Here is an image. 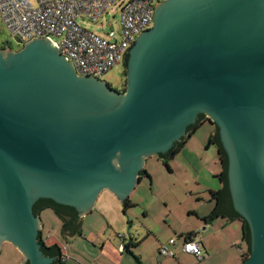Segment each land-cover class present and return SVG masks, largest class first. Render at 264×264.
Masks as SVG:
<instances>
[{
  "label": "water",
  "instance_id": "1",
  "mask_svg": "<svg viewBox=\"0 0 264 264\" xmlns=\"http://www.w3.org/2000/svg\"><path fill=\"white\" fill-rule=\"evenodd\" d=\"M127 53L117 91L79 74L50 39L0 48V248L11 243L23 264H52L38 199L74 207L80 221L102 190L127 200L146 159L204 114L250 231L241 264H264V0L157 2Z\"/></svg>",
  "mask_w": 264,
  "mask_h": 264
},
{
  "label": "rangeland",
  "instance_id": "2",
  "mask_svg": "<svg viewBox=\"0 0 264 264\" xmlns=\"http://www.w3.org/2000/svg\"><path fill=\"white\" fill-rule=\"evenodd\" d=\"M119 17L120 9L118 3H116L103 12L96 21L84 16L77 17L76 21L82 27L100 36L106 37L107 39L119 40L121 38ZM110 32H113L112 36ZM3 43L17 48V43L0 21V45ZM122 60L100 77L114 88H121L125 80V67ZM213 131V126L209 122H205L188 138L183 148L173 158L165 160L159 159L157 156L148 157L145 161L144 169L149 173L150 179L146 175H142L132 195L133 199L139 200L140 202L130 208L129 211L127 210V213H122L121 206L123 205L119 201V209H121L119 213L122 215L121 221H115L113 219V213H110V211H107V215L102 218L98 212L104 206L101 202L102 199H99L94 206L96 211L85 215L83 219L84 226L82 234L72 239L61 234L62 222L58 215L50 209L43 210L41 213V222L44 223L43 234L45 237L48 234L50 235L47 238V243L50 245L54 242L60 244L64 254H66V251L73 252V254H77L87 264H136L133 256L125 251L121 256L117 253L114 258H105L104 256L106 255L99 252L100 244L96 243L94 246L91 243L95 239L100 240L101 238H106L113 243L114 248L117 250L119 237L115 233H119L120 235L126 234L127 238V235L133 230L136 236L141 238L142 236L144 237L147 231L146 229L150 227L152 230L161 233V244H166L168 235H174L173 230L167 229V220L162 217L165 215L168 207L173 209V214L168 220L172 227L176 231L177 229H185L188 223H185L180 218L184 211L187 209L205 211L210 208L213 202L209 201L210 195L208 189L209 187L216 188L221 186V183L217 181V175L220 173L221 166L217 160L216 145H207L209 135ZM214 171H218L216 176ZM149 204V215L144 217L140 212V207L143 205L146 207ZM132 212H138L139 214L133 218ZM95 217L97 219L94 221L93 219ZM224 222H227L228 226L223 231L224 235L221 243L223 251L221 252V256L216 257L210 254L211 259L204 260L206 264H223V262L224 264H238L241 261V254L238 249H245L246 245L241 239L240 225L238 221ZM122 228H124L122 230L124 231L123 233L119 232ZM165 232L168 234L165 235ZM180 243V240H178L176 247H180ZM150 246L151 244L148 242V239L145 238L138 248L134 247L131 250L136 255H143V251L149 249ZM174 253L175 257L158 256L157 254L158 262L156 264H169L170 260L174 264L190 261L191 257L189 255L177 254L176 250H174ZM21 260L22 257L20 254L12 246L10 247L8 243H4L0 264H22ZM78 263V260L76 261L73 257H70L67 263L64 264Z\"/></svg>",
  "mask_w": 264,
  "mask_h": 264
},
{
  "label": "built area",
  "instance_id": "3",
  "mask_svg": "<svg viewBox=\"0 0 264 264\" xmlns=\"http://www.w3.org/2000/svg\"><path fill=\"white\" fill-rule=\"evenodd\" d=\"M163 0H0V21L17 44L47 38L82 75L101 77L124 58L136 36L152 26L153 9ZM120 9L119 40L82 27L76 18L96 21L112 5ZM113 35V32H110ZM197 238H186L182 250L202 259ZM162 255L174 256L166 245Z\"/></svg>",
  "mask_w": 264,
  "mask_h": 264
},
{
  "label": "crops",
  "instance_id": "4",
  "mask_svg": "<svg viewBox=\"0 0 264 264\" xmlns=\"http://www.w3.org/2000/svg\"><path fill=\"white\" fill-rule=\"evenodd\" d=\"M217 160H218V158H217ZM214 172H215V176H216L218 174V171H214ZM217 181H218V183L220 182L218 179H217ZM220 187L221 186L216 187V188L209 187L208 190H209V192L211 190L215 191V190H218ZM133 190L129 193V196L127 198L130 201V203L132 204V206L130 208H132L133 206L137 205L138 202H140L139 200L133 199V197H132ZM209 195H210V193H209ZM99 199L100 200L102 199L101 202L103 203L104 208L101 211H99L98 214H100V216L102 218H104V216L107 215L106 212L110 211V213H113V219L115 221H119V220L121 221L122 215L119 213V210H121V209H119V207H120L119 201H121V200L119 198H117V196L112 194V192H110L106 189L102 190L99 193V195L97 196L96 203L98 202ZM209 201H212L214 203L213 199H210V197H209ZM164 202L166 203V201H164ZM212 206H213V204H212ZM212 206L205 211L204 210L200 211L199 209H193V210L187 209L186 211H184V213H183L184 215L182 214V216H180V215L179 216H180V218H182L183 221H185V223H188V226L185 227V229H177V231L174 227H172V225L168 221L169 218L173 214V209L171 207H168V209L165 211V215L162 217L167 220V223H168L167 229L173 230L174 235L173 236L168 235V239H167L166 244H161V241H160L162 238L161 233L152 230L150 227H148V229H146L147 231H146L144 237L142 236L141 238H138V236H136V233L133 232V230L130 233V238L123 237V234L120 235L119 233H115L116 236L119 237V239H118L119 243H117V246H118L117 250L114 248L113 243L110 242V240L106 239V238H103V239L101 238L100 240L95 239V241H92L91 243L94 246L96 243L100 244L99 252H101L103 255H106V256H104L105 258L111 259V258H114V256L117 255V253H119V255L121 256V254H123V252H124L122 250V246L125 245L126 243H128L130 240H131V243L137 244L138 242H140L139 244H137L135 246V248H138L141 245V243L145 240V238H147L148 242L151 244L149 249L143 251V253H142L143 255H136L134 253L139 258L141 264H154V262L156 264L158 262L157 261V254H158V256L162 255L159 253V247L161 245H166L169 250H172V249L176 250L177 254L178 253L183 254V255L186 254L185 256L189 255L191 257L189 262H187V263L178 262L177 264H206V261H204V260L211 259L210 254H211V256H216V257L221 256V252L223 251V247H221V243H222L223 235H224L223 231L228 226L227 222H224V221H230L226 218L219 217V218H216L215 220H213L211 222H205L202 218L211 210ZM112 208L113 209L115 208V209L113 210ZM130 208L128 209V211L130 210ZM149 208H150V204L147 205L146 207L144 205L142 207H140V209H141L140 212H141V214H143L144 217L149 215ZM94 211H96L95 207L90 212V214L93 213ZM126 211L123 212V210H122V213L125 214V213H127ZM41 213H42V211L40 212V217H41ZM131 214H133L132 216L134 218V217L138 216L139 213L138 212H132ZM84 218H85V216L81 217L80 234L79 233L65 234L62 225H61V228H62L61 234L65 237L66 236L71 237L72 239L74 237H79L83 231V226H84L83 219ZM96 219L97 218L95 217L93 220L95 221ZM218 222H220V223L217 224ZM42 224L44 227V223H42ZM108 225H109V222H108ZM203 227H204V229H202ZM117 229H119V228H117ZM122 230H124V228L120 229L119 232L123 233L124 231H122ZM42 231H43V228H42ZM167 234L168 233L165 232V235H167ZM188 234H191V236H190L191 238L198 237L197 241L200 245L201 253L203 254L202 259L199 260V259H197V257L195 255L182 250V245H183V243L187 237L186 235H188ZM194 234H197V236L196 237L193 236ZM49 237H50L49 234L46 237L44 236L45 243L47 245H50L47 243V238H49ZM178 240H180V242H181L180 247H176ZM4 243H8L10 245V247L12 246L20 254V252L11 243H9V242H4ZM4 243L2 244V246L0 248V258H1V254L3 252ZM53 244H57L61 248L60 244H58L56 242H54ZM174 250H172V251L174 252ZM238 251L242 256L245 252V249L239 248ZM61 254H62V260H61L62 262L60 264L67 263L68 258H70V257H73L76 261L78 260V262H79L78 264H87L85 261L80 259L81 257H79L77 254H73V252L66 251V254H64V252L61 249ZM20 256L22 257L21 254H20ZM163 256H168V255H163ZM170 257H175V253H174V256H170ZM169 262H170L169 264H174V263H172V260H170ZM21 263L23 264L22 260H21ZM223 264H224V262H223ZM238 264H241V261L238 262Z\"/></svg>",
  "mask_w": 264,
  "mask_h": 264
},
{
  "label": "trees",
  "instance_id": "5",
  "mask_svg": "<svg viewBox=\"0 0 264 264\" xmlns=\"http://www.w3.org/2000/svg\"><path fill=\"white\" fill-rule=\"evenodd\" d=\"M3 43L0 45V48H5L8 47L10 49H15L18 50L22 47V44H17V48H14L10 44H5ZM128 53L125 54L123 64L126 69V60H127ZM126 73V71L124 72ZM125 88V80L124 83L122 84L121 91H124ZM205 121H209L207 118H205L204 114H200L199 119L194 123L188 126V136L182 138L180 141L176 142L172 148L169 149V151L165 155H160L159 157L165 160H169L173 158L176 154L179 153V151L183 148L185 143L187 142L188 138L197 131V129L205 123ZM214 125V124H213ZM209 144H215L217 148V156H218V161L221 166L220 173L217 175L221 187L218 190L215 191H210V199H213L214 203L211 208V210L202 218L205 222H211L215 220L216 218H226L230 221H238L240 228H241V239L245 242V252L241 256V263L248 257L250 253V231L248 228V224L246 220L238 214L232 204V199L230 195V191L228 188V180H227V168H228V159L226 152L220 142L219 139V134H218V129L215 127L214 133L209 136L208 142ZM146 175L147 177L150 178L149 173L143 169L140 173V176ZM140 178V177H139ZM122 210L125 212L128 210L132 204L130 201L124 200L122 202ZM33 212L40 213L41 211L45 209H50L52 210L58 217L60 218L62 222V227L66 229H70L71 233H79L80 234V226L81 222L79 220V214L78 212L74 209L72 206L68 205H62L54 202L51 199L47 198H40L38 199L33 207ZM186 238H189L191 234L186 235ZM191 238V237H190ZM39 242L41 244V249L43 251L44 255L48 256H54L55 261L52 264L56 263H61L62 261V254H61V248L57 244H52V245H47L45 243L43 231L41 230V237L39 239ZM138 242L137 244H139ZM136 243H131V240L123 245L122 250L131 254L136 262V264H141L139 258L131 251V248L135 247L137 245Z\"/></svg>",
  "mask_w": 264,
  "mask_h": 264
},
{
  "label": "flooded vegetation",
  "instance_id": "6",
  "mask_svg": "<svg viewBox=\"0 0 264 264\" xmlns=\"http://www.w3.org/2000/svg\"><path fill=\"white\" fill-rule=\"evenodd\" d=\"M4 45H5V44H4ZM5 48H8V47L5 46ZM9 49H10V48H9ZM13 50H15V49H13ZM122 62H123V60H122ZM98 78H100V77H98ZM100 79H101V78H100ZM108 84H109V83H108ZM109 86H110L111 88L117 90V91H121V88H114L111 84H109ZM199 116H200V114H199ZM199 116H198L197 120L199 119ZM204 116H205V115H204ZM205 118L208 119V117H206V116H205ZM197 120H196V121H197ZM208 120H209V119H208ZM205 122H209V123L213 126V129L215 130V127H216V126L213 125L214 123H212L210 120H209V121H205ZM187 136H188V129H187V135H186L185 137H187ZM183 138H184V137H183ZM181 139H182V138H181ZM179 141H180V140H179ZM177 142H178V141H177ZM175 143H176V142H175ZM175 143H174V144H175ZM174 144H173V145H174ZM172 147H173V146H172ZM172 147H171V148H172ZM165 154H166V153H165ZM165 154H159L157 157H158L159 159H162V158H160L159 156H160V155H165ZM141 177H142V176H140V179H141ZM89 213H90V212H89ZM79 218H80V217H79Z\"/></svg>",
  "mask_w": 264,
  "mask_h": 264
},
{
  "label": "clouds",
  "instance_id": "7",
  "mask_svg": "<svg viewBox=\"0 0 264 264\" xmlns=\"http://www.w3.org/2000/svg\"><path fill=\"white\" fill-rule=\"evenodd\" d=\"M123 248V247H122Z\"/></svg>",
  "mask_w": 264,
  "mask_h": 264
}]
</instances>
